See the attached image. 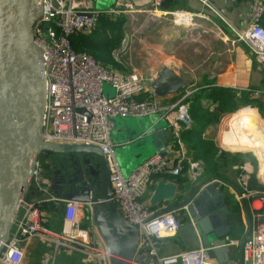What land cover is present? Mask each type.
Masks as SVG:
<instances>
[{
	"label": "built area",
	"instance_id": "2783aa9c",
	"mask_svg": "<svg viewBox=\"0 0 264 264\" xmlns=\"http://www.w3.org/2000/svg\"><path fill=\"white\" fill-rule=\"evenodd\" d=\"M212 11L235 34L237 41L243 42L264 64V0L252 4L253 16L248 27L241 29L229 21L214 5L212 0H198ZM163 0H151L144 8L153 15L161 13ZM41 13L33 25V39L40 52L46 79V104L43 116V141L59 145H92L104 154L111 187V199L117 205L121 216L139 231V246L151 256H157V247L166 238L179 233L182 226L176 210L156 213L147 206L144 198L154 184L157 175L178 176L183 169V160L173 162L160 152L143 161L128 177L123 173L116 155V145L112 138L113 118L144 117L160 115L171 129L173 141L182 145V133L192 125L189 99L192 88L184 90L175 103L163 104L162 97L151 95L138 98L146 91L142 77L136 71L124 73L104 65L90 53L77 51L72 38L74 35L89 33L99 26L103 15H113L133 8L128 0H117L108 9H99L93 0H41ZM142 11V8H140ZM169 12L180 23L179 13ZM206 17L203 14H194ZM193 25H195L193 23ZM132 34L126 32L120 46L113 52L116 60L127 54L133 44ZM115 89L114 95L105 92L104 84ZM256 95H264V89L256 90ZM35 163L32 183L48 193L43 186ZM203 162H194L191 174L196 176ZM238 191L236 199L242 203L249 201L252 227L243 244L245 264H264V192L250 187L253 169L248 163L237 165ZM49 200L65 201V219L69 223L77 220L80 204L74 200L48 195ZM189 204L182 207L189 212ZM33 238H41L55 245V253L60 249H75L84 252L88 260H100L102 251L84 236L72 230L53 234L44 225L42 208L38 202L26 195L19 202V214L10 237L0 245V264H20L25 257L24 243ZM235 242V241H234ZM231 244H233L231 242ZM210 248L201 245L186 248L178 253L159 256L158 264H220L210 258Z\"/></svg>",
	"mask_w": 264,
	"mask_h": 264
},
{
	"label": "crops",
	"instance_id": "0c3cea01",
	"mask_svg": "<svg viewBox=\"0 0 264 264\" xmlns=\"http://www.w3.org/2000/svg\"><path fill=\"white\" fill-rule=\"evenodd\" d=\"M255 1L256 0H212L214 5L224 16L236 27L241 29L248 27L251 23L253 16L252 4ZM134 2L137 6L142 7L149 4L151 0H134ZM174 11L188 12L179 13L184 14L185 17L187 15V19L199 13L206 17L196 16L193 19L190 18L195 24L191 26H186L185 22L179 19L181 24L177 22L176 24L182 27H176L165 31L160 36V42L151 46L152 49L158 50L159 52H166L167 49L171 47L174 48V55L170 56L174 64H164L161 70L164 67H168L186 82V86L182 90L161 96L162 103L168 105L175 103L181 98L184 90L188 87L192 88L193 94L202 90L200 94L202 98L199 102L203 106H206V108L209 107V111L216 115L214 121L208 124L202 133V137L208 139L209 128L219 123L223 115L234 113L228 110L222 112L219 109L220 102L211 94L215 89L225 88L231 90L235 99L233 105H237L236 112L244 107L242 105L247 99H255L259 105L264 107V95L255 94L256 90L264 89V64L255 57L254 53L243 42L237 41L231 28L224 25L225 23L223 21L198 0H184L180 7L173 10L161 9V13L164 15ZM200 27L203 28V30L200 31V36L187 39L181 37L182 34L189 32L188 30H193L194 28V30L198 31ZM91 34V32L78 34L80 35L78 38L76 35L73 36L74 40L83 39L85 37L83 42H87L85 48L90 51L88 52L90 54L92 53L91 49H94L93 45L89 44L90 41L99 46L101 44L104 47L108 44V41L105 40L91 39ZM121 39L118 43L115 42L116 44H112L107 55H101L99 60L97 59L98 57L96 59L106 66L115 68L124 73H130L135 71V69L137 70L136 65L133 67L124 66L122 62L115 59L113 54L114 50L120 46ZM167 41H172L173 45H170L171 43H166ZM133 46L134 42L131 49ZM179 51L186 52L188 62L193 65L194 68L184 70V61ZM97 55L99 56V54ZM149 69L152 71L150 74L147 72L149 74L148 77L144 76V72H141L142 78L145 81L146 91L138 96L140 99L156 95L153 84L161 70H158L159 72H154L155 68L153 66ZM256 108L260 113L259 107ZM191 115H193L192 112ZM192 118L195 122L194 115ZM156 129L157 131L169 129L167 128L166 120L160 115L118 119L114 123L112 131V138L116 145V150L120 148L122 154L127 155L129 159H136L137 161L148 152H151L148 156L154 154V152H158L153 142L154 140L150 137V134L156 131ZM183 133L182 145L175 143L173 137L170 139L169 135L165 132L160 138L168 151L167 156L173 162L176 163L177 160H183L181 174L178 176L157 175L154 184L151 186L144 200L147 206L156 213L176 210V214L180 218L183 226L189 223L191 219L189 212L182 209V207L190 203L203 188L213 183H218L217 191L223 193L225 196L224 201L228 208L230 223L232 224L229 235V242L233 243L230 256L234 259L236 264H245L243 244L252 227V212L248 200H244L240 203L236 199L235 191L239 190L237 184L239 173H235V180L233 177L234 174L231 173L232 168L226 167L224 168V177H226L227 180L212 178L204 181L203 174L205 162L203 159L195 157V152L191 148L190 143L183 139ZM134 135L139 136L133 140L130 139V137ZM216 146L220 149L217 144ZM52 152L59 151L45 150V153L38 157V168L41 173V181L43 186L48 189V193L39 190L35 186V183L31 182L29 190L26 193V198L38 202V204L41 205L43 223L50 232L53 234H60L63 232L69 233L72 230L76 235L79 234L84 236L100 248L102 251L101 259L88 260L84 252L75 249H60L54 254L55 245L52 242L45 241L41 238H33L24 243L25 257L20 264H119V262L123 264H158L157 261L159 256L175 254L186 249L178 233L175 236L164 239L157 247L158 255L151 256L146 249L139 246L138 228L130 225L123 218L124 234L122 233L117 217L111 211L107 202L66 199L64 196L67 195L71 188L74 186L76 187L78 184L82 183V181L91 182L92 196H94V193H96L95 196L98 197L102 195L103 184L100 161L98 156L93 152L72 151V153L82 152L84 157L82 158L81 155H78V159H75L76 163L71 162V164H69V171L65 172L54 160L46 162V159L49 158ZM220 153L221 149L219 150V154ZM147 157L144 158L143 161H145ZM198 161L203 162V168L199 170L196 176H193L191 174L194 171L192 169V164ZM140 162H136L133 168H136ZM245 163H248L253 169L252 175H256L257 180L253 181V190L264 192V187L262 188V186H264V179H262V176L260 177L262 172L259 174L261 168L260 170L258 169L256 161L247 160ZM236 166L237 165H234L233 168ZM221 172L223 173V171ZM160 180L172 181L178 186L177 198L173 201H165L159 203L156 207H152L150 198L155 190L156 184ZM50 194L57 198L61 197L66 200L79 202L80 209L75 223H69L65 219V201L49 200L48 195ZM228 194L231 197L233 196L239 204V213H233L231 211V205L227 197ZM204 203H208V201ZM115 206L120 213L116 204ZM133 245H135V250L131 252V258H128L127 251L125 250ZM122 251H125L126 256L121 255ZM210 258L215 262L223 264L219 261L218 256L211 251Z\"/></svg>",
	"mask_w": 264,
	"mask_h": 264
},
{
	"label": "water",
	"instance_id": "95a60500",
	"mask_svg": "<svg viewBox=\"0 0 264 264\" xmlns=\"http://www.w3.org/2000/svg\"><path fill=\"white\" fill-rule=\"evenodd\" d=\"M41 9V0H0V245L11 235L19 214V202L29 190L35 163L44 150L87 151L98 156L102 195L98 197L94 193L92 196L91 182L82 181L72 187L64 197L107 202L124 234L123 217L111 199L109 171L100 148L43 141L46 79L40 52L33 39V25ZM185 86L184 79L168 67L160 71L153 84L158 96L180 91ZM118 119L121 118H113V123ZM164 132L172 139L171 129H156L150 137L154 140L157 151L167 155L166 146L160 139ZM138 136L134 135L130 139ZM217 188L218 183L206 186L190 202L188 208L191 220L180 228L179 235L186 248L204 244L218 256L221 263L236 264L230 256L232 244L229 242V235L232 224L228 217L225 196ZM178 190L174 182L160 180L150 198L151 206L156 207L159 203L175 200ZM205 201L209 204L204 203ZM134 250L135 245L125 250L128 258H131ZM125 251L121 252L122 256H126Z\"/></svg>",
	"mask_w": 264,
	"mask_h": 264
},
{
	"label": "rangeland",
	"instance_id": "374dc122",
	"mask_svg": "<svg viewBox=\"0 0 264 264\" xmlns=\"http://www.w3.org/2000/svg\"><path fill=\"white\" fill-rule=\"evenodd\" d=\"M93 1L96 3L97 8L105 10V9H108L114 6L117 0H93ZM128 2L130 3L132 2L134 7L128 8L125 12L116 13L113 15H103L99 22L98 28L91 32L92 33L91 39H99V40L108 41V44L106 47H100L101 51L103 52V55H107L110 47L113 44L112 42L118 43L121 37L126 32H128L129 34H132L134 38V41H133L134 46L127 54H125L123 57L120 58L119 62H122L123 65L127 67L128 66L133 67L134 65H136L137 70L135 69V71L138 72L141 77H142L141 74L143 72L145 73L144 76L148 77L150 72L152 71L151 69H149L150 67L153 66L155 68L154 72H156L158 70H161V67L164 64H167V63L174 64L173 60H171L170 58V56L174 55L173 47H171L170 49H167L166 52H159L158 50L152 49L151 46L160 42V36L165 31L171 30L172 28H176V27L180 28L182 26L176 24L175 18L171 14L164 15V14L156 13V15H153L147 11H143L144 8L148 4L142 7H139L136 5L134 0H128ZM140 8H142V11L140 10ZM147 8L148 7H146L145 9ZM203 28L200 27L198 31L188 30L189 32L182 34L181 37H184L187 39V38H195L197 36H200V31L203 30ZM76 36L78 38V36L80 35L77 34ZM166 43H171L170 45H173L172 41H167ZM179 53L181 54V57L183 58V61H184V65H183L184 70L185 69L190 70L191 68H194L193 65H191L188 62V57H186V52L179 51ZM143 82L145 83L144 79H143ZM104 89H105V92L109 95L115 94V89L108 83L104 84ZM254 110L256 109L254 108ZM256 112L258 114V117H260L261 119L263 115L259 113L257 110ZM228 116H231V114L223 115L219 123L209 128L208 139L212 140L215 144H217L220 147L221 151L225 153L226 152L242 153V154L250 155L249 158H251L253 162L254 160L256 161L258 169L260 170L261 168L260 172H262V169L264 167V154L263 153H261L258 149L252 147L251 145L234 146L233 140H229L226 138L225 133L222 130L224 128L223 127L224 120ZM248 127H249L248 129L250 130V126ZM43 153H45V150L42 151L40 155L41 154L43 155ZM150 153L151 152L146 153L142 158L138 159V161L139 162L141 160L143 161V159L146 158L148 154ZM78 155H81L82 158L84 157L82 152H75V153L52 152L50 153L49 158L46 159V162H51L52 160H54L62 170H64L65 172H68L69 164H71V162L76 163L75 159H78ZM116 155L121 165V168L123 170V173L126 177H128L138 167V165L142 163L141 161L137 165L136 168H133L134 164L138 161L136 159L135 160L129 159L127 155L122 154V152L120 151V148L116 150ZM151 155H149L147 158H149ZM77 165H78V161H77ZM231 168H232L231 173L234 174L233 177L236 180L235 173L237 172V169H235V167L234 168L231 167ZM220 171H223V173L225 174L224 169Z\"/></svg>",
	"mask_w": 264,
	"mask_h": 264
},
{
	"label": "trees",
	"instance_id": "16d2710c",
	"mask_svg": "<svg viewBox=\"0 0 264 264\" xmlns=\"http://www.w3.org/2000/svg\"><path fill=\"white\" fill-rule=\"evenodd\" d=\"M182 2H184V0H163L161 9L173 10L177 7H180L182 5ZM261 22L264 26V15L262 17ZM72 39H73L72 40L73 45L75 46L77 51L81 50V51L90 52L88 51V49L85 48V45L87 44V42H83L85 37L83 39H75V40L73 37ZM89 44H92L94 47V49H91V52L93 53L91 54L95 58L98 57L97 59L99 60V58H101V55H103V52L101 51L100 47H104V46H102L101 44L99 46L98 44H94L91 41L89 42ZM90 48H91V45H90ZM97 54H99V56ZM201 92L202 90H199L198 92L194 93L189 99L190 113L192 112V114L194 115L195 122L193 121V118H192V125L190 128L184 131L183 139L190 143L191 148L195 152V155H196L195 157L201 158L204 160L205 162V170L203 174L204 181L210 180L212 178H222V179L227 180V178L224 177V173H222L220 170L226 167H233L234 165H241L245 163L247 160L249 161H253V160L249 158L250 155L242 154V153H229V152L225 153L221 151V153L219 154L220 149L216 146V144L212 140L204 139L202 137V133L204 129L206 128L208 124L214 121V118H216V115L213 112L209 111V107L206 108V106H203L199 102V100L202 98L200 95ZM211 94L214 95L216 100L220 102L219 109L222 112L225 110H228L229 112H234V113H231L230 117L232 118L239 117V115L243 111H245L246 108H249V107H254L257 111L258 109L256 107H259L260 113L264 117V107L259 105V103L255 99L245 100V103L242 105L244 107L240 106L242 108L236 112L237 105L236 106L233 105L235 102L234 101L235 99L230 89L229 90L225 88L215 89ZM193 115H191V117H193ZM263 117H261V119L264 120ZM237 173H239L238 169H237ZM255 180L257 179H256V175L254 174L252 175V178L250 181L251 188L253 187V181ZM263 187L264 186H262V188ZM227 197L231 205V211L233 213H239L240 212L239 204L236 202L234 197L233 196L231 197L229 194Z\"/></svg>",
	"mask_w": 264,
	"mask_h": 264
},
{
	"label": "bare ground",
	"instance_id": "6f19581e",
	"mask_svg": "<svg viewBox=\"0 0 264 264\" xmlns=\"http://www.w3.org/2000/svg\"><path fill=\"white\" fill-rule=\"evenodd\" d=\"M179 16L186 26L193 25L194 21L192 19L194 16H190L192 19H187L186 17L188 16L186 15L185 17L184 14H179ZM248 126H250V130ZM223 127L222 131H224L226 138L233 140L234 146L251 145L264 154V120L258 117L253 107L247 108L235 119L230 116L226 117ZM261 176L262 178L264 177V167L260 174Z\"/></svg>",
	"mask_w": 264,
	"mask_h": 264
}]
</instances>
